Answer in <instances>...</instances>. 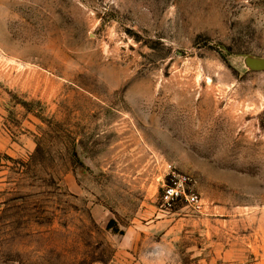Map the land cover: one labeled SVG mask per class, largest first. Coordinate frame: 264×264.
<instances>
[{"label": "rangeland", "instance_id": "obj_1", "mask_svg": "<svg viewBox=\"0 0 264 264\" xmlns=\"http://www.w3.org/2000/svg\"><path fill=\"white\" fill-rule=\"evenodd\" d=\"M247 58L264 0H0V264H264Z\"/></svg>", "mask_w": 264, "mask_h": 264}, {"label": "built area", "instance_id": "obj_2", "mask_svg": "<svg viewBox=\"0 0 264 264\" xmlns=\"http://www.w3.org/2000/svg\"><path fill=\"white\" fill-rule=\"evenodd\" d=\"M169 180L164 183L162 206L171 211L177 205L183 204L194 212L204 211V203L199 194L193 190L192 179L184 174L169 173Z\"/></svg>", "mask_w": 264, "mask_h": 264}, {"label": "water", "instance_id": "obj_3", "mask_svg": "<svg viewBox=\"0 0 264 264\" xmlns=\"http://www.w3.org/2000/svg\"><path fill=\"white\" fill-rule=\"evenodd\" d=\"M246 64L253 70H264V58H247Z\"/></svg>", "mask_w": 264, "mask_h": 264}]
</instances>
